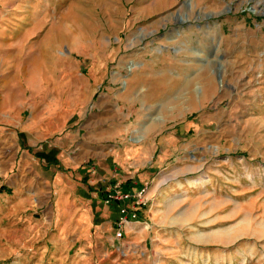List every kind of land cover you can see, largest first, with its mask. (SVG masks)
Segmentation results:
<instances>
[{
	"label": "rangeland",
	"instance_id": "rangeland-1",
	"mask_svg": "<svg viewBox=\"0 0 264 264\" xmlns=\"http://www.w3.org/2000/svg\"><path fill=\"white\" fill-rule=\"evenodd\" d=\"M183 79L208 98H158ZM172 138L152 170L142 151ZM79 162L186 212L141 228L126 264H264V0H0V264H107L104 242L61 234L59 205L93 191Z\"/></svg>",
	"mask_w": 264,
	"mask_h": 264
},
{
	"label": "crops",
	"instance_id": "crops-1",
	"mask_svg": "<svg viewBox=\"0 0 264 264\" xmlns=\"http://www.w3.org/2000/svg\"><path fill=\"white\" fill-rule=\"evenodd\" d=\"M152 69H154L155 72L153 71L151 74L156 77H160L161 73L162 76L173 74V71L169 70L171 68L162 64L157 65V67H155V65H152ZM144 84H146V82ZM168 85L169 83L167 84V86L161 88L163 92L162 94L165 95L160 94L161 97H158L159 99L173 98L176 97V95L177 98L181 100H189L195 98L196 100L200 101L208 98L207 87L204 86L203 83L192 88L191 83L183 79L176 88ZM184 113L187 112H183V114ZM176 143L177 142L174 141L173 138L163 139L159 141L155 145V147L143 150L141 153V157L147 158L146 160L148 163H150L149 165H151L152 170H154V168L158 169L159 167L167 164V159L171 156L170 154H173V152L171 153L170 149L174 148ZM150 149L152 150L150 151ZM131 155H134V151L126 153L127 159L125 160V163L128 162V158ZM155 158H157L156 162L154 161ZM78 164L79 165H77V168L81 170L80 177L88 180L86 182L87 184L89 183L91 188H93V191H90V195H84V198L80 199L79 204H77L75 200H73L70 202L67 201L66 207H62L65 206L63 203L59 205L61 207H58L57 213L61 215L63 219L67 218L65 221H63V226H61V234L62 236H68L69 230L72 229L71 231L74 230V233L77 232V241L86 240L88 243L104 242L107 246V253H105V257L103 258L105 261H107V264H126L129 261L127 257H131L132 260H135V258L139 260V258L136 257L138 255V249L136 246L134 248L133 244L136 243V241L134 240L135 235L139 233V230L145 225L147 229L151 228L149 232H154L153 237H155L157 232L163 229H169L168 227L170 225L172 227L175 226V224H180L181 220L185 222L183 218H186V212H183L178 207H171L170 205H168L167 207H149V205L136 206L135 202L131 199L128 202V209L130 212H135L137 216L133 218L128 225L121 226L119 224L120 216H122L120 213V203L116 202L113 206H106L104 203V195L107 192H110L115 184L120 185V188H117V191L119 193L126 189L130 190V186L137 184L135 181H130L133 180V177L130 176L131 174H122L121 170L120 174H118L116 171H114V166L101 168L100 166L93 167L92 165H86L84 162H79ZM65 168L67 169L68 167ZM74 172L75 171L73 170H69V172L66 173ZM150 176V173L147 171L144 174L143 178L144 180L150 179ZM173 178L174 177L169 178L167 181H172ZM137 185L133 187V190H137L138 187L143 186L140 184ZM86 187L88 188V186ZM170 192H172V189L156 187V189H152L148 193V198L149 200H154L156 196H159L161 197V199L163 197H167L168 200L174 195ZM93 198H95V200ZM201 209L202 207L193 208V210H195L196 212L197 210ZM243 210L244 209L242 207L236 205L228 217L221 218V216H223L224 214L219 213V215H217L216 217V221L228 220L229 218L234 220V218L239 217ZM188 212L192 211L190 210ZM203 212L204 215L208 214V210ZM247 218H249L248 214ZM143 231L144 229L142 230V232ZM236 239H238V237H236L235 240ZM140 247L143 250L141 245ZM190 247L193 248V246H189V248ZM191 248L187 250L189 251L191 250ZM120 251H122L123 254ZM142 252L141 255H143ZM193 257L195 258V261H192L190 264H209V262H211V264H222L223 262H225V259L221 261V257L215 255L210 256L207 253H201V256L195 255ZM81 258H84V256H81ZM87 258H90V256H87ZM190 258H192V256H190ZM208 258L209 260L212 258L213 259L207 262ZM146 262L147 257L142 256L140 258L139 264H146Z\"/></svg>",
	"mask_w": 264,
	"mask_h": 264
},
{
	"label": "built area",
	"instance_id": "built-area-1",
	"mask_svg": "<svg viewBox=\"0 0 264 264\" xmlns=\"http://www.w3.org/2000/svg\"><path fill=\"white\" fill-rule=\"evenodd\" d=\"M117 188H120L119 184H115L110 192L104 195V203L106 206H113L116 202L121 205V215L119 219V224L121 226L128 225L133 218L137 216L135 212H130L128 209L129 200H133L136 206H145L147 204V187H143L136 191L135 193L131 190H123L118 192ZM121 235V234H120Z\"/></svg>",
	"mask_w": 264,
	"mask_h": 264
},
{
	"label": "trees",
	"instance_id": "trees-1",
	"mask_svg": "<svg viewBox=\"0 0 264 264\" xmlns=\"http://www.w3.org/2000/svg\"><path fill=\"white\" fill-rule=\"evenodd\" d=\"M28 150H29V152L30 153H34V151H35V149H32L31 147H29L28 148ZM50 166H51V164H50ZM50 166H47L48 168H50ZM58 169H59V171H61L62 173H65V172H69V170H67L65 167H63V166H58Z\"/></svg>",
	"mask_w": 264,
	"mask_h": 264
}]
</instances>
